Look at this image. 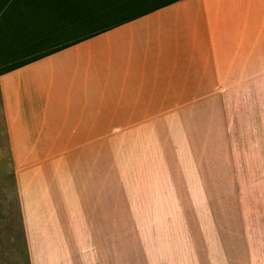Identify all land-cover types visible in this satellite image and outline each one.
Listing matches in <instances>:
<instances>
[{
	"label": "crops",
	"instance_id": "obj_1",
	"mask_svg": "<svg viewBox=\"0 0 264 264\" xmlns=\"http://www.w3.org/2000/svg\"><path fill=\"white\" fill-rule=\"evenodd\" d=\"M185 111L192 181L176 182L171 214L130 232L126 252L107 248V262L98 248L44 245L56 191L77 181L66 160L137 112L174 126ZM8 158L29 264H264V0H178L0 73Z\"/></svg>",
	"mask_w": 264,
	"mask_h": 264
},
{
	"label": "rangeland",
	"instance_id": "obj_2",
	"mask_svg": "<svg viewBox=\"0 0 264 264\" xmlns=\"http://www.w3.org/2000/svg\"><path fill=\"white\" fill-rule=\"evenodd\" d=\"M140 113L135 126H104L102 142L83 148L84 158L66 160L73 170L79 168L77 181L66 190L62 184L56 191L59 200L50 223L52 235L44 245L70 246L73 252L83 249L86 253L98 248L107 262V248L118 247L126 252L131 247L130 232L142 236L155 229L153 220L157 216L172 213L166 201L178 197L176 182L192 181V112H183L174 126L165 125L170 123L169 117L166 119L161 112H152L145 121ZM63 194L65 200L61 199ZM64 234L67 238L60 237ZM49 259L57 261L60 256L50 255ZM29 263L14 160L2 159L0 264Z\"/></svg>",
	"mask_w": 264,
	"mask_h": 264
},
{
	"label": "trees",
	"instance_id": "obj_3",
	"mask_svg": "<svg viewBox=\"0 0 264 264\" xmlns=\"http://www.w3.org/2000/svg\"><path fill=\"white\" fill-rule=\"evenodd\" d=\"M178 0H0V73Z\"/></svg>",
	"mask_w": 264,
	"mask_h": 264
}]
</instances>
